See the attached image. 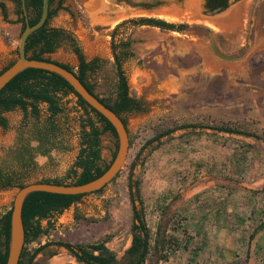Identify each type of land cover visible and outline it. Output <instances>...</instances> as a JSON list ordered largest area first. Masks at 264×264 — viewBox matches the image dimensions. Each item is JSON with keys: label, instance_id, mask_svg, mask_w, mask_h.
I'll return each instance as SVG.
<instances>
[{"label": "rangeland", "instance_id": "1", "mask_svg": "<svg viewBox=\"0 0 264 264\" xmlns=\"http://www.w3.org/2000/svg\"><path fill=\"white\" fill-rule=\"evenodd\" d=\"M255 1H233L225 12L210 16L204 13L203 0H65L66 10L58 13L51 26L71 32L87 61H108L90 79L97 93L104 96L110 91L113 43L133 41L134 57L124 63V69L145 111L124 115L133 145L119 177L102 193L90 194L54 217L49 234L31 248L58 240L95 243L111 235L107 245L121 259L132 238L127 176L134 163L132 179L140 182L148 226L154 231L165 211L167 218L173 214L187 218L185 233L177 234L186 247L159 264H264V230L249 240L253 229L264 222V142L195 129L176 131L161 145L148 143L158 125L196 117L250 122L264 129V3L249 37ZM6 4L7 20L0 11V71L17 59L21 36V24L13 23L15 6ZM144 18L189 27L173 32L130 23ZM212 39L220 54L239 59L218 57ZM50 58L75 70L78 67L77 56L68 46ZM61 102L65 112L57 122L63 128L66 149H53L48 156L34 151L31 167L23 168L24 185L63 177L76 159L86 115L74 94ZM39 108L41 120L46 119L47 105ZM90 116L97 121L94 113ZM4 117L8 128L0 127V167L19 169L16 150L35 140V120L25 118L18 109ZM101 141L102 157L109 163L117 152V139L105 133ZM33 144L31 149L36 148ZM18 190L0 189V217L11 209ZM76 214L93 222L77 221ZM37 260L79 264L63 248L53 257L39 255ZM146 264L156 263L151 259Z\"/></svg>", "mask_w": 264, "mask_h": 264}, {"label": "trees", "instance_id": "2", "mask_svg": "<svg viewBox=\"0 0 264 264\" xmlns=\"http://www.w3.org/2000/svg\"><path fill=\"white\" fill-rule=\"evenodd\" d=\"M6 2L15 6L17 20L13 23L21 24V33L25 30L27 21L31 26L37 24L43 14L44 0H0V11L5 20L8 19V8ZM65 0H49L48 18L45 24L32 33L26 44V55L29 59L53 62L63 68L72 71L85 87L107 108L115 112L127 126L124 115L140 113L145 111L144 102L137 98L130 88L128 77L124 69V63L134 57L132 51L133 41L128 38L119 43H113V76L110 78V91L108 95L97 93V86L90 79L93 75L102 71L108 61L94 59L87 61L74 35L63 29L51 26L52 20L64 7ZM228 0H206V8L213 10L222 8L223 11L229 8ZM24 8L27 15H25ZM27 19V21H26ZM124 23V22H123ZM134 26H151L162 31L182 32L189 26L187 24L169 23L161 19L144 18L141 20H130ZM121 24H119L116 28ZM64 46L71 48L77 56L78 67L73 69L70 65L54 61L50 58ZM14 62L0 71V75L6 71ZM107 80V78H105ZM74 94L78 98V104L83 108L86 118L81 124L80 147L74 163L67 174L60 178L44 179L36 183H49L55 185H82L101 177L111 166L112 160L107 163L102 157L101 138L105 133H111L116 139L118 149V136L114 126L104 116L91 108L62 77L52 72L28 68L12 79L0 92V127L7 129L8 120L4 113L14 110H21L25 118L31 116L35 122L33 134L40 142L37 148H23V144L16 150V159L19 162V169L5 170L0 167V189L7 187H18L22 189L23 168H30L32 155L30 151H38L48 156L53 149L63 150V128L57 118L63 117L64 108L61 102L62 97ZM41 104L47 105L48 116L41 120ZM94 113L97 121L90 116ZM209 129L219 133L253 138L264 142V129L250 122H226L224 120L208 117H196L183 121H173L171 124L158 125L155 133L148 143L157 142L170 137L179 130ZM130 149L133 140L129 134ZM130 151V150H129ZM117 153V152H116ZM25 155H30L26 161ZM133 163L128 174V187L130 191V202L132 209V222L130 227L131 244L124 256L119 259L117 254L108 247L112 239L111 235L105 236L95 243H73L70 241L58 240L49 241L46 244L31 248V244L38 243L42 237L47 236L53 228L52 219L60 216L72 205L80 202L90 194L82 195H61L47 192H33L25 200L23 205L22 218L25 228V243L18 264H44L37 260L39 255L53 257L58 248H63L79 264H146L153 259L156 264L168 262L176 252L185 248L183 242L177 236L178 233H185L186 217L173 214L168 217V211L161 212L160 220L153 231L147 224L146 211L143 199L140 194V182L133 181ZM121 173V172H120ZM117 177L113 180L115 181ZM112 181V182H113ZM111 182V183H112ZM107 187V186H106ZM91 194H100L106 188ZM77 221L93 222L76 214ZM47 221L48 226L43 222ZM264 230V222L258 224L250 235L252 241ZM11 235V209L0 217V264H7ZM52 248L48 254L47 250Z\"/></svg>", "mask_w": 264, "mask_h": 264}, {"label": "water", "instance_id": "3", "mask_svg": "<svg viewBox=\"0 0 264 264\" xmlns=\"http://www.w3.org/2000/svg\"><path fill=\"white\" fill-rule=\"evenodd\" d=\"M264 0H256L253 6L251 15V26L249 37H251L252 30L255 24V19L258 9L263 5ZM226 11V10H225ZM224 11V12H225ZM25 15H27L24 8ZM49 12V0H44L43 14L40 21L31 26L27 19V25L25 30L21 33L18 45V57L14 63L0 75V92L5 86L14 79L19 73L28 68L41 69L57 74L65 79L73 90L79 95L91 108L96 110L102 116H104L114 126L118 136V149L116 157L112 162L109 169L99 178L82 185H55L49 183H31L19 189L14 197L13 204L11 206V235L10 246L7 264H18L25 243V228L22 218L23 205L26 198L33 192H47L61 195H82L91 194L108 186L121 172L124 167L130 150L129 131L127 126L123 123L121 118L101 103L85 85L77 78V76L62 66L53 62L39 61L35 59H29L26 55V44L29 36L40 29L46 22ZM223 13V9L219 8L213 11H209L207 14L210 16ZM251 45V38H249ZM211 46L213 52L220 58L225 60H237L239 58H229L218 52L213 39L211 40Z\"/></svg>", "mask_w": 264, "mask_h": 264}, {"label": "flooded vegetation", "instance_id": "4", "mask_svg": "<svg viewBox=\"0 0 264 264\" xmlns=\"http://www.w3.org/2000/svg\"><path fill=\"white\" fill-rule=\"evenodd\" d=\"M204 2H203V9H204V13L205 14H207L209 11H213V10H216V9H219V8H215V9H213V10H209L208 8H206V0H203ZM233 1H239V0H228V2H229V4L231 5V2H233ZM160 6V4H157V5H153L152 6V9H154V8H158ZM225 11V10H224ZM223 11V12H224ZM33 143H36L35 145H36V148L40 145V142L38 141V140H33ZM33 143H31V145L32 146H34V144ZM30 144H28V146H27V148H31L32 146H31ZM31 153V155H32V153L34 152V151H30ZM36 152H38V151H36ZM35 153H33V155H34ZM40 155H42L41 153H39ZM31 157V156H30ZM32 159H34V156L32 157Z\"/></svg>", "mask_w": 264, "mask_h": 264}, {"label": "bare ground", "instance_id": "5", "mask_svg": "<svg viewBox=\"0 0 264 264\" xmlns=\"http://www.w3.org/2000/svg\"><path fill=\"white\" fill-rule=\"evenodd\" d=\"M169 18H171V17H169Z\"/></svg>", "mask_w": 264, "mask_h": 264}]
</instances>
